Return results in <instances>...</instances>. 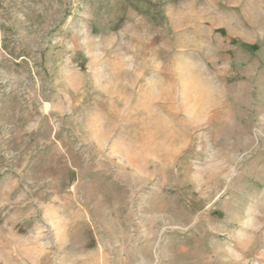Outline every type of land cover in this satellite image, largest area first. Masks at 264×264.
Here are the masks:
<instances>
[{"label":"rangeland","instance_id":"374dc122","mask_svg":"<svg viewBox=\"0 0 264 264\" xmlns=\"http://www.w3.org/2000/svg\"><path fill=\"white\" fill-rule=\"evenodd\" d=\"M0 264H264V0H0Z\"/></svg>","mask_w":264,"mask_h":264}]
</instances>
